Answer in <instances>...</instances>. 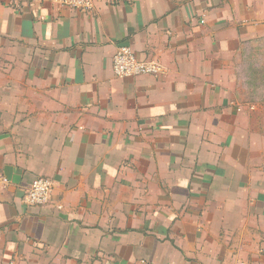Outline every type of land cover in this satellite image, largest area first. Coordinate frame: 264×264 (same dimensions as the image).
Wrapping results in <instances>:
<instances>
[{"label": "crops", "instance_id": "1", "mask_svg": "<svg viewBox=\"0 0 264 264\" xmlns=\"http://www.w3.org/2000/svg\"><path fill=\"white\" fill-rule=\"evenodd\" d=\"M92 1L0 0V264H264V0Z\"/></svg>", "mask_w": 264, "mask_h": 264}, {"label": "built area", "instance_id": "2", "mask_svg": "<svg viewBox=\"0 0 264 264\" xmlns=\"http://www.w3.org/2000/svg\"><path fill=\"white\" fill-rule=\"evenodd\" d=\"M82 13L94 11L92 0H50ZM113 72L117 78L138 76H159L164 72L158 61H144L138 58L129 45L118 47L113 57ZM9 184V179L0 174V189ZM54 189V181L47 177H38L31 184L25 196V203L30 207H44L49 204Z\"/></svg>", "mask_w": 264, "mask_h": 264}, {"label": "rangeland", "instance_id": "3", "mask_svg": "<svg viewBox=\"0 0 264 264\" xmlns=\"http://www.w3.org/2000/svg\"><path fill=\"white\" fill-rule=\"evenodd\" d=\"M246 60H244V62H245ZM255 62H256V56H255V54H252V53H250L249 54V64H251V63H254L255 64ZM251 67V66H250ZM252 72H254V73H256V70L255 69H253V68H251L250 69ZM255 76V75H254Z\"/></svg>", "mask_w": 264, "mask_h": 264}]
</instances>
